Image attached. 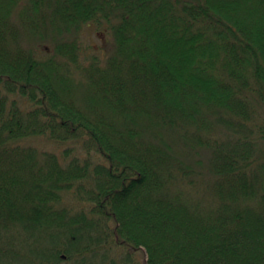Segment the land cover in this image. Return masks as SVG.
Returning <instances> with one entry per match:
<instances>
[{
    "label": "trees",
    "instance_id": "16d2710c",
    "mask_svg": "<svg viewBox=\"0 0 264 264\" xmlns=\"http://www.w3.org/2000/svg\"><path fill=\"white\" fill-rule=\"evenodd\" d=\"M0 264H264V0H0Z\"/></svg>",
    "mask_w": 264,
    "mask_h": 264
},
{
    "label": "rangeland",
    "instance_id": "374dc122",
    "mask_svg": "<svg viewBox=\"0 0 264 264\" xmlns=\"http://www.w3.org/2000/svg\"><path fill=\"white\" fill-rule=\"evenodd\" d=\"M109 39V36L102 32L101 29L96 28L95 25L86 26L83 30L82 36L80 37L82 57L88 58L91 53L94 52L103 58L109 47ZM29 142L36 144L43 149L60 151L61 148H63V145H59L43 135L32 137Z\"/></svg>",
    "mask_w": 264,
    "mask_h": 264
}]
</instances>
